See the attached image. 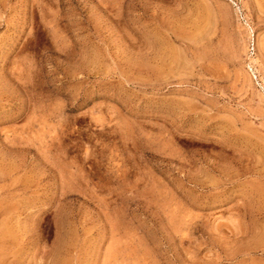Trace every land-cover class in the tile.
Here are the masks:
<instances>
[{
    "label": "rangeland",
    "instance_id": "374dc122",
    "mask_svg": "<svg viewBox=\"0 0 264 264\" xmlns=\"http://www.w3.org/2000/svg\"><path fill=\"white\" fill-rule=\"evenodd\" d=\"M0 264H264V0H0Z\"/></svg>",
    "mask_w": 264,
    "mask_h": 264
}]
</instances>
